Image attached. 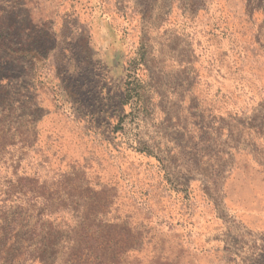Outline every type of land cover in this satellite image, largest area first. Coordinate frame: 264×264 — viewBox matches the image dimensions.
<instances>
[{
	"label": "rangeland",
	"instance_id": "obj_1",
	"mask_svg": "<svg viewBox=\"0 0 264 264\" xmlns=\"http://www.w3.org/2000/svg\"><path fill=\"white\" fill-rule=\"evenodd\" d=\"M0 264H264V0H0Z\"/></svg>",
	"mask_w": 264,
	"mask_h": 264
}]
</instances>
